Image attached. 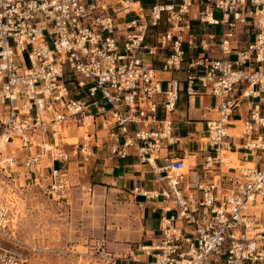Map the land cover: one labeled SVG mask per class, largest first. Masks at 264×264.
<instances>
[{"label":"built area","instance_id":"1","mask_svg":"<svg viewBox=\"0 0 264 264\" xmlns=\"http://www.w3.org/2000/svg\"><path fill=\"white\" fill-rule=\"evenodd\" d=\"M160 1L144 9L129 0L115 3L121 8L111 0H0V170L19 164L42 179L47 169L54 195L68 185L64 165L71 156L87 162L102 132L111 155L132 149L163 185L141 192L162 204L159 240L138 247L147 264H264V223L247 212L264 203V0ZM159 52L161 71L182 72L183 81L157 78L145 56ZM182 86L187 96L201 89L215 99L204 108L215 114L206 121L210 182L197 172L188 179L190 156L165 147L174 144L170 115ZM243 104L236 131L231 119ZM70 127L85 132L67 151ZM223 151L251 166L227 167Z\"/></svg>","mask_w":264,"mask_h":264},{"label":"rangeland","instance_id":"2","mask_svg":"<svg viewBox=\"0 0 264 264\" xmlns=\"http://www.w3.org/2000/svg\"><path fill=\"white\" fill-rule=\"evenodd\" d=\"M211 105L208 101L203 107ZM84 132L81 128L65 129V149L70 151ZM103 135L98 132L99 137ZM15 154L18 162L23 159L20 151ZM236 157L237 167L249 166L239 154ZM190 161L185 162L186 171ZM47 163L43 160L41 166ZM93 164L92 157L83 162L79 156H71L65 174L68 185L54 195L46 189L48 171L42 179H35L19 164L11 172L0 170V264H113L103 255H114L112 248L123 243L118 234L121 227L126 222L130 228L137 219L121 197L107 198L92 188V174L97 172ZM249 206L253 207L247 212L264 223V203Z\"/></svg>","mask_w":264,"mask_h":264},{"label":"crops","instance_id":"3","mask_svg":"<svg viewBox=\"0 0 264 264\" xmlns=\"http://www.w3.org/2000/svg\"><path fill=\"white\" fill-rule=\"evenodd\" d=\"M120 1L124 3L123 0H115L111 1V3L114 8H121L119 4L115 5V3H120ZM129 1L134 5L140 4L144 9H148L154 4V0ZM162 1H160V3ZM162 30L163 27L161 26L158 31ZM210 31L219 32V30L215 28H212ZM146 42L151 45L155 44V37L149 35ZM210 55L216 57V50L214 49ZM165 56V52H159L152 58L145 56V59L156 70L157 78L160 80H165L173 76L183 81L184 74L182 72L171 73L161 71ZM164 86L165 84L162 83V87ZM208 101L213 103L215 99L207 95L201 89H197L196 95L187 96L182 86L175 111L170 115L173 122L172 136L174 144L165 147L173 156L182 157L183 152L190 156V168L187 171V177L190 180L194 172H197L201 181L210 182L212 179V175L208 174L203 168L204 159L210 153L206 142V121L215 117L214 113H206L204 111L203 105ZM245 109L246 105L243 104L241 106V112L234 113L231 119V123H233L236 131L239 128L240 122L246 118ZM157 116L159 119L164 117L161 107L158 109ZM99 138L104 142L103 144H98L99 147L94 150L92 156L94 162L92 165L94 166L93 171H97L96 174H92L95 176L93 177L95 182L92 188L96 191L104 192L107 198L112 195L117 196V198L121 197L125 200L124 204L131 207L130 211H134L133 216L137 219L135 223H131L130 228L127 227L125 222V225H123L120 232H118L123 243L115 244L112 248L115 251L114 256L116 257L113 264H147L150 258L144 256L138 247L149 245L151 242L159 240L158 223L162 204L159 200H149L145 198L141 192L160 190L163 185L157 181V177L151 170V167L146 163H141L132 149L127 150L126 157L119 158L111 155L110 143L106 141L105 136ZM164 152L165 151H163V153ZM161 156H163V154ZM235 162L237 163L239 161L233 156L232 160H229L227 166L229 168L237 167ZM68 164L64 165L66 172H68ZM48 165L47 163L46 166ZM162 165L163 159L160 158L155 161L156 167ZM249 166L251 165L249 164ZM45 171L48 170L46 169ZM128 238H131L132 242L124 243V240ZM136 243L137 245H135Z\"/></svg>","mask_w":264,"mask_h":264},{"label":"bare ground","instance_id":"4","mask_svg":"<svg viewBox=\"0 0 264 264\" xmlns=\"http://www.w3.org/2000/svg\"><path fill=\"white\" fill-rule=\"evenodd\" d=\"M135 5H137V4H135ZM64 134V133H63ZM233 156H237V154L236 153H231V152H221V154H220V158H221V160H222V162L223 163H225V165L227 166L229 163V160H232V157ZM237 158V157H236ZM225 161H227V162H225Z\"/></svg>","mask_w":264,"mask_h":264},{"label":"trees","instance_id":"5","mask_svg":"<svg viewBox=\"0 0 264 264\" xmlns=\"http://www.w3.org/2000/svg\"><path fill=\"white\" fill-rule=\"evenodd\" d=\"M167 2H168V1H166V0H163V1L161 2V4H162V3H167Z\"/></svg>","mask_w":264,"mask_h":264}]
</instances>
